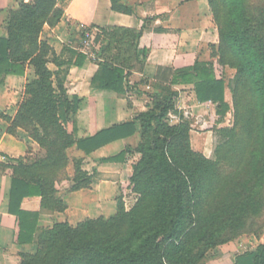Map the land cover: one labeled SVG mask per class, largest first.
Returning a JSON list of instances; mask_svg holds the SVG:
<instances>
[{"label":"trees","instance_id":"trees-1","mask_svg":"<svg viewBox=\"0 0 264 264\" xmlns=\"http://www.w3.org/2000/svg\"><path fill=\"white\" fill-rule=\"evenodd\" d=\"M109 2L113 12L133 14L126 0ZM207 2L218 33L213 58L220 66L236 70L232 89L235 124L227 131L232 145L227 150L219 145L215 160L192 151L190 126L166 124L170 114H178L174 101L179 91L174 87L179 86H192L197 101L216 105V114L221 120L224 118L229 110L226 84L216 77L210 62H196L176 70L170 80H141L143 87L154 91H144L150 100L146 111L132 121L78 138L76 119L81 100L69 97L64 83L71 66L81 68L88 59L71 48H65L70 59L57 58L40 38L44 25L58 24L63 8L58 0H33L30 4L21 2L17 10L8 14L7 38L0 37V84L8 75L24 77L29 68L33 69L34 78L26 83L15 116L4 119L9 131L24 130L43 151V156L31 163L11 167L9 212L17 222L16 242L34 245L32 254L19 255L21 264H198L214 244L224 245L240 236L262 233L264 0ZM150 20L145 19L138 31L92 27L100 32L96 41L108 42L97 60L92 61L97 65L90 81L92 89L126 93L130 72L143 68L137 52ZM155 32L178 38L177 33L162 29ZM120 33L131 36L130 65L107 57L111 41L118 42L115 39ZM50 63L57 71L48 69ZM137 131L140 140L135 149L127 145L116 156L103 160L122 163L129 152L142 154L137 175L146 176L148 184L130 212L118 207L108 219H87L75 227L60 223L52 228H38L41 213L61 212L65 208L56 198V185L70 180V163V191L91 184V177L82 170L83 158L70 157V150L88 156L112 142L132 138ZM29 197L41 199L40 212L20 209L21 201ZM200 244L204 250L194 249ZM254 264H264V245H259L254 253Z\"/></svg>","mask_w":264,"mask_h":264},{"label":"crops","instance_id":"crops-1","mask_svg":"<svg viewBox=\"0 0 264 264\" xmlns=\"http://www.w3.org/2000/svg\"><path fill=\"white\" fill-rule=\"evenodd\" d=\"M21 2L0 0L1 38H7L8 14L17 10ZM126 2L133 9L132 15L113 12L109 0H58V5L63 8L62 18L53 27L46 25L41 35V39L52 48L55 57L68 60L64 57V49L65 46L70 47L67 42H74L72 35L79 37L77 27L80 24L89 29L115 27L138 31L145 19H151L146 24L147 30L140 40V50L137 52L143 65L142 71L130 72L127 80L130 88L124 95L90 87V81L97 71V65L91 60H86L81 68L71 66L69 69L64 87L68 96H76L81 100L76 119L78 138L92 136L103 129L134 120L138 114L146 111L147 105L150 104V100L143 93L149 88L143 87L141 80L150 83L170 80L176 70L190 67L196 62H209L208 51L203 49V46L209 44V35L213 33L214 40L211 44L217 43L216 26L211 23L212 27H209V16L203 11L205 10L203 0H126ZM157 29L177 33L178 38L171 39L168 34H157L155 32ZM29 73L31 72L27 70L24 77L8 75L0 84V264H17L20 254L34 252V245H19L16 242L17 222L9 212L11 167L19 163L29 164L42 157L43 151L24 130L16 128L9 131V125L4 119L15 116ZM174 88L179 91L180 100H177L179 104L175 106V110L180 117L197 110L206 112L203 114H208L211 119L216 116V106L211 103L200 104L192 86ZM187 99L189 103L186 102ZM191 134L190 130L192 151L213 160L205 154L208 149L203 144L198 148L193 147ZM138 138L137 131L132 138L112 142L88 156L76 149L70 150L69 152L75 154L70 157L83 158L82 170L91 177V184L88 188L70 191L73 185L71 181L73 167L70 163L67 168L70 180L56 185V198L62 201L65 208L61 212L41 213L38 228H52L60 223L75 227L87 219L107 218L112 215L116 208L114 202L116 193H120L119 184H122L121 168L124 161L105 163L103 160L116 156L131 144V140ZM122 187L124 188V185ZM20 209L31 213L40 212L41 199L24 198L20 203ZM261 242L262 239L258 241L254 236H244L238 241L226 243L218 248L216 257L205 264H254V253Z\"/></svg>","mask_w":264,"mask_h":264},{"label":"rangeland","instance_id":"rangeland-1","mask_svg":"<svg viewBox=\"0 0 264 264\" xmlns=\"http://www.w3.org/2000/svg\"><path fill=\"white\" fill-rule=\"evenodd\" d=\"M202 5L205 9L203 11L207 14V16H209V21H210L209 27H212V26H210V24L211 23L213 25H215V24H214V21H213L207 0H203ZM210 16H211V18H210ZM45 26L46 25L43 26L41 35L43 34V30H44ZM91 30H92V33H93L95 38L98 34H100V32H98V30H96V29L92 28ZM41 35H40V38H41ZM212 35H214V33ZM212 35H209V37H210L208 39L209 44L204 45L203 49H206L208 51V55L210 57L209 62L212 64V67H213V70H214L216 77L222 78L225 81V84H226L225 99L227 101V104L229 105L228 112L225 114L224 118L221 121L219 119L220 117L217 114H216V116H213V119H211V118H209L208 114H203L206 112H201V110H199V111L197 110V112H191L190 111V114L182 115L181 118H180L179 114L173 115V113H172L167 118L166 124H169L170 126L178 125V124L187 125V126L191 125V127H190V130L192 132L191 144L193 145V147L198 148L200 144L201 145L203 144L208 149V152H205V154L209 157H212L213 160H215L216 159L215 152H216L219 145H224L223 147H225L224 148L225 150H227L232 145V143L230 142V135L227 133V131L232 130L234 128V124H235V121H234V118H235L234 115L235 114H234L233 100H232V89H233V81L236 77V70L232 69L230 67H227V66L226 67L220 66L217 62L218 60L213 58V54L215 55V53H216V52H214V50L216 51V49H217L216 47L218 46V40H217L216 44H214V45L211 44V42L214 40V37H212ZM117 36L118 37L115 39V41H118V42L111 41V44L109 45V51L107 53V57H109L111 59L113 58L114 61H116V59H117V60H119V61H117L119 63H124V64L129 63V65H130L131 58H132L131 57L132 48L129 45V43L131 42V36L126 34V33H120ZM71 37H72L74 42H72V43L67 42L68 45L71 44L70 46H73L74 48H78L79 47L78 44L80 41L79 37H77V36L75 37V35H72ZM107 43H108L107 40H104V39L103 40L100 39L99 41L97 40V41H95L96 49H89L90 51L88 50V52H93V53L95 52L96 55H98L100 53V51H102V49H104V47L106 46ZM65 48L69 49L66 46H65ZM64 53H65L64 57L67 59H70V54L65 49H64ZM50 59H52V57H50ZM212 59H215V60H212ZM120 61H122V62H120ZM47 67L52 72L57 71V67L52 63L48 64ZM137 68L138 67L136 66L135 69H137ZM28 71L31 72L28 74V76H29L28 81H31L34 78L33 69L29 68ZM65 79H66V77H65ZM52 81H53V85L55 86L56 78H53ZM144 91H148V93L154 92L153 90H144ZM22 98H23V96H22ZM22 98H21L19 103H21ZM177 100L178 101L180 100L179 94H178V97L174 101V109H175V106L177 104H179V102ZM187 101H188V99L186 100V102ZM187 103H189V102H187ZM214 111H215V108H214ZM139 140H140V138H138L136 140H131V142H130L131 144H129L132 147L131 149H135V147H137ZM69 155L75 156V154L72 151L69 152ZM141 163H142V154L141 153L135 152V150H134L132 153L129 152L128 154H126V156L124 158V162L122 163V168H121V182H122V184H119L121 186L124 185V188L123 187L121 188V186H120V193H116V197L114 199V202L116 205L115 211H113L112 215H110L104 219H108V218L113 217L117 213L118 207H120L121 210L124 212H127V213L130 212L131 209L136 204L137 200L140 198V192L147 188L148 183H147L146 176L139 177L137 175V171H138ZM143 164H146V163L143 162ZM122 189H123V191H121ZM244 236H254V235H244ZM244 236H240L231 242L238 241ZM254 237L258 241H260V239H262V242L259 245H264V229H263L261 234H259L258 236H254ZM200 246L197 245V246H195L194 249H199V250L203 249L204 250L205 246H203L202 244H200ZM221 246L222 245H215L214 244L211 247V249L210 248L207 249L205 251L206 255H205L204 259H202L200 262H198V264H205L209 260L216 257V255L218 253V248ZM21 262L22 261H21L20 256H19V260H18L17 264H21ZM30 264H34V263H30Z\"/></svg>","mask_w":264,"mask_h":264},{"label":"built area","instance_id":"built-area-1","mask_svg":"<svg viewBox=\"0 0 264 264\" xmlns=\"http://www.w3.org/2000/svg\"><path fill=\"white\" fill-rule=\"evenodd\" d=\"M24 4H30L32 3L33 0H21ZM89 28L85 25H78L77 27V31L78 34H81V36H79V44H78V48H71V46L69 48L76 50L77 52L85 55L87 57L88 60L91 61H95L97 60V55L94 52H88L89 49H96V44H95V37L92 33V30H88ZM90 51V50H89Z\"/></svg>","mask_w":264,"mask_h":264}]
</instances>
